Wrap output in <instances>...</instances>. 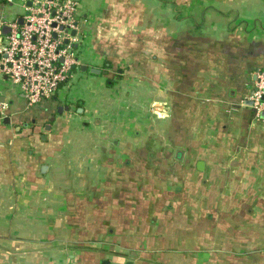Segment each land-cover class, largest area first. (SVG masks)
<instances>
[{
  "label": "crops",
  "instance_id": "1",
  "mask_svg": "<svg viewBox=\"0 0 264 264\" xmlns=\"http://www.w3.org/2000/svg\"><path fill=\"white\" fill-rule=\"evenodd\" d=\"M74 1L62 98L0 73V264H264V0Z\"/></svg>",
  "mask_w": 264,
  "mask_h": 264
},
{
  "label": "built area",
  "instance_id": "2",
  "mask_svg": "<svg viewBox=\"0 0 264 264\" xmlns=\"http://www.w3.org/2000/svg\"><path fill=\"white\" fill-rule=\"evenodd\" d=\"M29 10L0 45V73L34 104L70 86L72 68L81 65L76 47L83 28L74 0H32ZM246 102L257 119L264 117V70L256 72Z\"/></svg>",
  "mask_w": 264,
  "mask_h": 264
},
{
  "label": "rangeland",
  "instance_id": "3",
  "mask_svg": "<svg viewBox=\"0 0 264 264\" xmlns=\"http://www.w3.org/2000/svg\"><path fill=\"white\" fill-rule=\"evenodd\" d=\"M82 32V31H81ZM80 36V35H79ZM85 38H86V40L88 41L89 40V38H90V36L87 34V33H85ZM81 38H78V43H77V45H78V47H76V49L78 50V51H76V57L77 58H79V61H80V63L82 64V56L84 55V53H85V51L83 50V47L81 46ZM87 48V47H86ZM81 70V67H80V65H75L73 68H72V74L75 72V71H80ZM72 79V78H71ZM9 83H10V81H9ZM13 85V84H12ZM62 92V91H61ZM61 92H60V94H59V96L58 97H60V98H62L61 97ZM163 110V109H162Z\"/></svg>",
  "mask_w": 264,
  "mask_h": 264
},
{
  "label": "water",
  "instance_id": "4",
  "mask_svg": "<svg viewBox=\"0 0 264 264\" xmlns=\"http://www.w3.org/2000/svg\"><path fill=\"white\" fill-rule=\"evenodd\" d=\"M29 5H32V1H31V0H30V2H29ZM22 21H23V18H20V23H22ZM10 31H11V26L5 24V25L3 26L2 33H3V34H8ZM73 33L75 34L76 32H73ZM82 69H83L84 71L89 70L91 73H94V74H100V73L102 72V70H101L100 68H94V67L89 68V67L86 66V65L82 66ZM48 127H49V126H48Z\"/></svg>",
  "mask_w": 264,
  "mask_h": 264
},
{
  "label": "trees",
  "instance_id": "5",
  "mask_svg": "<svg viewBox=\"0 0 264 264\" xmlns=\"http://www.w3.org/2000/svg\"><path fill=\"white\" fill-rule=\"evenodd\" d=\"M105 66H106V63H105ZM102 70V74H104L106 77H107V85L108 86H112L113 85V83L115 82V77L117 76H119V77H122V74H123V69H121V73H119V74H116V75H114V76H110L109 75V72H106V70H103V69H101ZM109 75V76H108Z\"/></svg>",
  "mask_w": 264,
  "mask_h": 264
}]
</instances>
